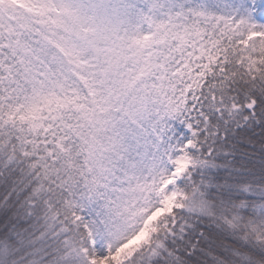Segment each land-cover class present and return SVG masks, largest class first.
Instances as JSON below:
<instances>
[{"label":"snow or ice","instance_id":"snow-or-ice-1","mask_svg":"<svg viewBox=\"0 0 264 264\" xmlns=\"http://www.w3.org/2000/svg\"><path fill=\"white\" fill-rule=\"evenodd\" d=\"M0 264H264V0H0Z\"/></svg>","mask_w":264,"mask_h":264}]
</instances>
